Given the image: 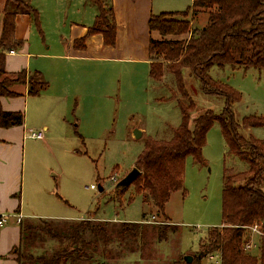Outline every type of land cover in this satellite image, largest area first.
Returning a JSON list of instances; mask_svg holds the SVG:
<instances>
[{
  "label": "rangeland",
  "instance_id": "rangeland-1",
  "mask_svg": "<svg viewBox=\"0 0 264 264\" xmlns=\"http://www.w3.org/2000/svg\"><path fill=\"white\" fill-rule=\"evenodd\" d=\"M25 1L37 8L40 20L39 25L33 20L27 42L31 70L37 68L45 73L52 63H59V71L69 74L65 80L61 78V90L48 93L50 84L44 74L47 87L39 96L27 98L28 108L26 105L24 110L31 122L29 133L41 130L39 126H48L44 140L27 141L26 182L32 186V196L41 195L44 199L38 203L30 199L31 208L65 220L93 218L123 223L146 218L145 221L156 224L155 232L160 224L164 227L174 224L177 229L170 230L166 241L154 240L158 243L153 245L157 248L154 257L139 264H213L216 259L211 255L199 258L198 253L200 241L208 230L222 225L225 168H232V172L247 168L238 156L226 157L228 148L220 124L214 123L207 134L202 151L204 162L187 157L183 188L173 192L166 205V219L152 203H145L134 185L127 188L118 185L136 166L147 138L170 139L180 125L182 112L178 98L187 104L188 99L171 98L178 93L174 76L168 73L163 81H155L142 64L87 62L85 65L65 61L60 56L67 52L65 42L70 35V24L92 19V13L98 14L96 3L94 0L83 5L80 0ZM95 1H100L107 10L111 0ZM5 2L0 0V10ZM191 3L192 0H183L179 8L164 9L158 14L185 10ZM206 22V13H201L194 26ZM44 54L55 57L43 58ZM210 75L242 92L241 101L233 105L236 120L240 122L247 115L264 116V72L253 67L234 69L226 65L213 66ZM184 79L197 105L192 118L209 109L218 115L223 113V97L204 93L190 70L184 71ZM135 129L142 130L140 138H135ZM241 133L264 140V126L244 128ZM93 184L94 189L90 188ZM56 246L54 241L38 240L33 249L50 253ZM185 256H192L193 261L186 262ZM135 257L128 255L118 264H135Z\"/></svg>",
  "mask_w": 264,
  "mask_h": 264
},
{
  "label": "trees",
  "instance_id": "trees-1",
  "mask_svg": "<svg viewBox=\"0 0 264 264\" xmlns=\"http://www.w3.org/2000/svg\"><path fill=\"white\" fill-rule=\"evenodd\" d=\"M94 2L98 15L87 34L75 39L76 49L85 48L87 37L94 34H101L106 45L116 44L113 5L110 2L105 10L100 1ZM0 13V98L20 96L14 90L17 84H28V95H39L48 85L40 71L29 74L25 68L18 72L6 68L7 53L24 44L16 37L17 15L28 14L39 25V11L25 0H6ZM201 13H206L207 22L194 26ZM148 26L150 32L159 34L151 36L149 42L150 77L163 81L172 74L179 94L171 98L181 96L188 99V104L178 98L182 121L172 138H147L136 160L140 173L131 185L144 196L145 203H152L167 219V203L173 192L183 188L187 157L204 162L207 134L218 122L228 148L226 157L238 156L247 168L235 172L225 168L222 225L211 227L201 239L198 256L217 255L221 264H264V140L241 133L244 128L264 126V116L247 115L240 122L236 120L233 105L241 101L242 92L210 75L213 66L226 65L264 72V0H193L185 10L153 14ZM185 35L188 39L182 38ZM185 70L200 81L204 93L224 98L221 115L209 109L192 118L197 105L187 90ZM24 120L23 111L4 110L0 102L1 127L22 125ZM145 220L28 219L21 223L22 240L14 253L19 264H118L128 255H136L135 264L147 262L157 249L154 240L166 241L170 230L177 227L160 224L155 232L156 224ZM253 226L260 233L253 232ZM38 240H51L58 246L50 253L34 252ZM251 241L254 245L247 248Z\"/></svg>",
  "mask_w": 264,
  "mask_h": 264
},
{
  "label": "crops",
  "instance_id": "crops-1",
  "mask_svg": "<svg viewBox=\"0 0 264 264\" xmlns=\"http://www.w3.org/2000/svg\"><path fill=\"white\" fill-rule=\"evenodd\" d=\"M80 1L81 5L85 1L88 2V0ZM163 1L162 4H159L156 0H111L117 24L116 44L114 46L106 45L101 34H94L87 37L85 48H74L75 39L85 36L88 28L93 25L98 15L94 12L91 16L92 19L88 22L70 24V35L68 40H65L67 52L60 57H63L67 62H82L85 65L87 62L142 64L149 71L151 62L149 42L151 36L156 38L158 34L157 32H150L149 19L153 14H158L161 10L177 9L183 2V0ZM96 7L97 12V4ZM32 23L33 18L30 15H17L16 37L23 40L24 44L20 50H15V53H7L6 68L10 72H18L24 68L27 69L29 74L37 71V68L34 71L30 68L32 57H30L31 53L28 52L29 43L27 44L31 35ZM1 26L2 15L0 13V30ZM42 57L51 58L55 57V55L44 54ZM14 58L15 63L13 62ZM51 65L45 73L38 69L43 77L45 74L49 81L50 85L46 89L47 93L61 90V78L65 80V78L69 77L68 73L59 71V63H52ZM83 73L87 76V72ZM14 90L21 95L17 97H1L2 108L8 111H23L25 113L24 109L26 105L28 108V99L31 97V95H28V85L17 84L14 86ZM61 97L64 98V95ZM29 123L31 122H28L25 114V120L22 125L7 128L0 126V215L5 214L8 216L7 223L4 226H0V264H19L14 250L19 247L22 240L21 223L23 221L44 217L57 219L55 217L58 216L40 214L36 209L31 208L30 205V199L34 202L36 201V203L44 199L41 195L39 198L32 196V186L26 182L27 141L35 139L29 136L31 129ZM39 127L44 131V134L48 130L46 124Z\"/></svg>",
  "mask_w": 264,
  "mask_h": 264
},
{
  "label": "built area",
  "instance_id": "built-area-1",
  "mask_svg": "<svg viewBox=\"0 0 264 264\" xmlns=\"http://www.w3.org/2000/svg\"><path fill=\"white\" fill-rule=\"evenodd\" d=\"M9 53H15V50H11L9 51ZM29 136L31 138H35V139H44L45 137V134H44V131L43 130H39V131H31L29 133ZM90 188L94 189L96 188V186L93 184L90 186ZM8 221V216L3 214V215H0V226H4ZM252 229L253 232H256V233H260L259 229L257 226H253V227H250ZM254 245V242H250L247 244V248H252V246ZM211 258H215V262L213 264H221L220 262V258L217 257V255H211L210 256Z\"/></svg>",
  "mask_w": 264,
  "mask_h": 264
},
{
  "label": "water",
  "instance_id": "water-1",
  "mask_svg": "<svg viewBox=\"0 0 264 264\" xmlns=\"http://www.w3.org/2000/svg\"><path fill=\"white\" fill-rule=\"evenodd\" d=\"M135 138H140L143 135L142 130L140 129H135L133 132ZM140 170L137 167H134L133 170L126 176V178H124L121 183L118 185L119 187L122 188H127L128 186H130L132 184V182L137 178V176L139 175ZM103 188L101 187V190ZM185 260L188 263H191L193 261L192 256H185Z\"/></svg>",
  "mask_w": 264,
  "mask_h": 264
}]
</instances>
